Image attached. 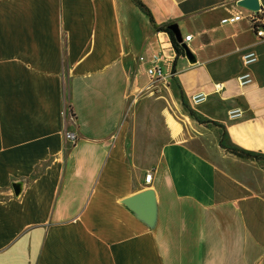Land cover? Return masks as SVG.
Here are the masks:
<instances>
[{
    "label": "crops",
    "instance_id": "1",
    "mask_svg": "<svg viewBox=\"0 0 264 264\" xmlns=\"http://www.w3.org/2000/svg\"><path fill=\"white\" fill-rule=\"evenodd\" d=\"M138 1L152 24L132 0H0V264H264V39L245 19L221 24L246 14L241 0ZM169 25L195 63L166 52L171 80L185 58L191 88L148 97L169 122L154 145L138 58ZM197 93L207 101L192 107ZM145 190L150 218L125 204Z\"/></svg>",
    "mask_w": 264,
    "mask_h": 264
},
{
    "label": "built area",
    "instance_id": "2",
    "mask_svg": "<svg viewBox=\"0 0 264 264\" xmlns=\"http://www.w3.org/2000/svg\"><path fill=\"white\" fill-rule=\"evenodd\" d=\"M245 12H246L245 15L239 12L237 15L233 17L222 19L221 24L229 25L245 19L249 23L250 28L252 29V32L254 33L255 37L258 40L264 39V12L262 11V9L257 12H251L248 10H245ZM190 39L191 37L187 36L185 37L184 42L190 41ZM184 42L182 41V43ZM158 43L160 48L159 51L149 52L138 58V63L145 66V75L150 83V85L147 86V90L153 88V85H155L156 83H160V82L166 83L168 80H171L173 77L172 70L165 69V67L169 66L170 64V60L169 57L166 55V52L167 51L174 52L171 42L170 40L167 39L166 41L158 40ZM178 45L180 46V44ZM241 62L243 67L249 69L253 64L257 62L256 53L254 51H246L242 53ZM236 81L239 87H246L252 83L253 79L251 73L249 71H246L241 75H239L236 78ZM219 91H220V87L216 86L215 92H219ZM207 98H208L207 94L197 93L193 95L190 99L191 106L192 107L200 106L207 101ZM67 111L68 109L65 107V112L67 113ZM242 116H243V112L239 108L230 110L227 113V118L229 121L239 120L242 118ZM64 138L68 143H70V145H74L78 141L77 135L71 132H65ZM150 181H151V174L147 173L145 175L144 182L146 184H149Z\"/></svg>",
    "mask_w": 264,
    "mask_h": 264
},
{
    "label": "rangeland",
    "instance_id": "3",
    "mask_svg": "<svg viewBox=\"0 0 264 264\" xmlns=\"http://www.w3.org/2000/svg\"><path fill=\"white\" fill-rule=\"evenodd\" d=\"M143 18H145V16H143ZM184 63H185V58L184 59L182 58L181 60L178 61V65H177L178 75L175 79L168 80L166 83L165 82L156 83L155 85H153V88H151L150 90H147V86H149L150 83L149 81L147 82L146 76L144 75L140 76L139 85L140 87H144V88L136 92V98L138 101H140L143 98L141 100L142 111L140 114L143 118L147 119L149 129L147 130L146 134H148L151 137V140L153 141L154 145L158 144L160 141H162L164 138L168 136L167 125L169 124V122H167V120L161 115L160 110L158 108L156 109L157 104L153 103V101L148 97H152V98L160 97L162 95V92H160L158 88L160 85L161 86L166 85V88L172 89L173 86L176 87L177 84H179V86H183L184 97H185V90L189 91V89L191 88V85H188L186 82L187 79L191 78L190 75L192 74V72L191 73L187 71L185 72V68H182ZM195 80H197L196 81L197 83L205 86L204 88H210L209 78L206 76V74H202L201 77L196 78ZM197 90H195V92H197ZM192 92L193 91H190L189 93ZM186 100L187 99L185 98V101Z\"/></svg>",
    "mask_w": 264,
    "mask_h": 264
},
{
    "label": "water",
    "instance_id": "4",
    "mask_svg": "<svg viewBox=\"0 0 264 264\" xmlns=\"http://www.w3.org/2000/svg\"><path fill=\"white\" fill-rule=\"evenodd\" d=\"M238 6L251 11L257 12L261 10L258 0H241L238 2ZM167 30L173 35L176 42L180 44L181 49L183 50L184 57L190 64L195 63V57L189 51L185 43H182L181 35L177 29L176 25L167 26ZM14 195H19V186L13 185ZM125 204L132 209L138 215H141L145 218H150L153 213V192L151 190H145L133 197H130L125 201Z\"/></svg>",
    "mask_w": 264,
    "mask_h": 264
},
{
    "label": "trees",
    "instance_id": "5",
    "mask_svg": "<svg viewBox=\"0 0 264 264\" xmlns=\"http://www.w3.org/2000/svg\"><path fill=\"white\" fill-rule=\"evenodd\" d=\"M132 2L134 3V5L146 16L148 17L150 23L152 24V18L151 15L149 14V11L138 1V0H132ZM157 32H162V33H166L169 35L170 38V42L171 45L174 49L175 52V56L179 57V56H183V50L180 48V46L178 45V43L176 42L175 38L173 37V35L167 30V27H161V28H156ZM172 72H174V64L172 66ZM68 93V86L65 84V94L67 95ZM188 114L191 117H194L193 113L188 110ZM211 124H215L213 122H209ZM202 124V123H200ZM219 145L223 148L222 146V141L220 140ZM226 152L232 154L233 156L240 158V159H245V160H257L260 157L257 155H251L250 153H246L244 151L241 150H237V149H225Z\"/></svg>",
    "mask_w": 264,
    "mask_h": 264
}]
</instances>
